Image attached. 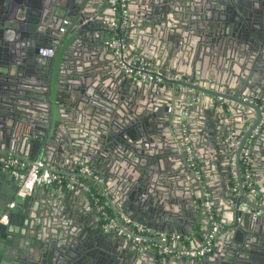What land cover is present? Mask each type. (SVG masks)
<instances>
[{"label": "water", "instance_id": "1", "mask_svg": "<svg viewBox=\"0 0 264 264\" xmlns=\"http://www.w3.org/2000/svg\"><path fill=\"white\" fill-rule=\"evenodd\" d=\"M140 1L139 28L157 34L162 51L171 49L169 56L186 42L202 39L212 62L207 78L175 70L166 76L165 70L171 68L168 56L153 64L165 76L163 83L127 77L124 82L106 83L100 53L104 48L99 47L105 37L95 34L96 0H0V150H17L56 168L60 164L72 168L76 162L104 164L123 176L121 202L127 204V211L138 209L145 216L144 210L153 206L163 209L161 216L168 222L193 221L202 209L203 187L186 164L183 141L181 150L175 146L176 132L166 111L176 104L180 127L184 121L193 122L201 152L210 164L224 170L227 156L222 142L236 114L248 122L245 133L246 125H236L245 137L259 118L257 108L243 98L264 103V0ZM32 15L37 20L29 23ZM65 20L69 24L64 25ZM65 26L67 32L61 33ZM238 42L244 52L240 63L236 62ZM31 43L37 44V51L43 46L54 48L57 57L38 60L27 50ZM139 49L153 63L150 53H160L151 44ZM222 61L229 66L218 67ZM108 74L111 78L115 72ZM260 160L264 170V150ZM256 188L264 197L257 184ZM59 191L60 199L52 203L48 215L36 206L35 191L25 198L0 194V218L8 203L15 202L8 223L0 222V264H102L94 258L102 243L111 253V264H136L138 246L105 237L81 218L73 194ZM242 195L229 194L237 220L224 226L227 248H216L215 257L222 264H264L249 251L263 249L264 243L257 239L263 231L245 232L242 224L252 217L263 229L264 220L238 209ZM114 239L128 247L119 250ZM247 252H252L251 257L244 255ZM175 262L200 264L199 259Z\"/></svg>", "mask_w": 264, "mask_h": 264}, {"label": "built area", "instance_id": "2", "mask_svg": "<svg viewBox=\"0 0 264 264\" xmlns=\"http://www.w3.org/2000/svg\"><path fill=\"white\" fill-rule=\"evenodd\" d=\"M115 13L110 21L111 34L106 39V47L117 60L124 74L131 79L145 82L163 83L165 76L160 73L145 57L134 55L127 57L128 32L133 26L130 19V0H107ZM69 24L67 20L64 25ZM66 31L65 27L61 28ZM40 53L46 57H53L55 51L43 47ZM254 105L259 113L257 123L253 126L249 136L239 134L232 126L227 132L226 141L229 149V173L233 183V191L238 196L245 197L239 205V210L264 220V197L256 188L252 168V145L256 137L264 130V103L259 98H243ZM174 106L168 108L172 113ZM187 113L183 114L185 119ZM182 141L186 164L193 171L196 178L202 181V173L197 162L195 149L192 144L189 124L182 125ZM0 172L11 175L17 181L16 197L25 198L34 193L39 187L63 188L70 192H82L92 201L99 215L102 232L131 241L144 250H150L162 257L177 259H199L216 251L217 239L224 228L216 212L217 201L211 190L203 186L202 210L207 218L208 229L203 244L195 247L176 246L180 236H168L154 231L143 222L131 219L127 214L114 208L105 185V179L97 172L93 165L78 164L69 169H58L48 165L41 158L29 159L13 150L0 152ZM0 218L1 223H8L9 210L15 207L12 201Z\"/></svg>", "mask_w": 264, "mask_h": 264}, {"label": "crops", "instance_id": "3", "mask_svg": "<svg viewBox=\"0 0 264 264\" xmlns=\"http://www.w3.org/2000/svg\"><path fill=\"white\" fill-rule=\"evenodd\" d=\"M97 1V6L95 7L96 11L94 14V19L97 18V27L95 28V34H100L103 37H105L104 42L102 44H99V47H102L104 52L100 51L102 59H104V68H103V78L106 80L105 82L108 83L111 80L113 82H116L118 80L124 82L126 80V75L120 68L117 60L114 58L112 55L111 51L106 47L105 41L106 39L110 36L111 32L109 29H111L110 26V21H113L115 18V13L109 6L107 0H96ZM105 5V7H103ZM141 1L140 0H130V19L132 22L137 23L138 26L133 25L131 30L128 32V51H127V57H133L134 55H140V49L139 46H143L144 44H151L153 49H157L160 53H164L165 55H161L158 52H152L150 53V57L154 63L150 62L152 65L155 63H162V58H168L169 56V51L171 49H167V51H162V44L161 41L158 39L157 34L153 35L147 32V29L144 28H139L141 25L142 17L141 14H143L142 11V6H141ZM33 16V15H32ZM29 16L32 23L33 21L36 22L37 18L35 16ZM35 19V20H34ZM28 24V21L27 23ZM104 26H108V30H105ZM234 32V31H233ZM236 33V32H235ZM234 42H237L238 39L233 38ZM155 41V42H153ZM203 46V47H202ZM238 51V63H240V56L244 55L243 51L241 50V46L237 45ZM244 49H246L244 47ZM161 50V51H160ZM166 52V53H165ZM96 53V54H100ZM171 61L169 64V68L166 73V76H170L173 72L172 70L182 72L181 74H189L191 76H203V77H208L210 72H211V56H208V52L206 49H204V42L201 40H194L188 41L185 44H183L179 49L175 50L174 55L169 56ZM149 60V59H148ZM150 61V60H149ZM220 66H225L223 69H225L227 66V63L225 62H219L218 67ZM155 66V65H153ZM155 68H157L155 66ZM241 68V64H240ZM160 69V68H158ZM218 70V69H217ZM113 71L115 74L110 78L109 77V72ZM175 73V72H174ZM173 73V74H174ZM263 75V72H260ZM264 77V75H263ZM128 79H131L127 77ZM6 96L9 98V94L7 93ZM174 106V110L172 113H169L168 110L166 111L168 114L171 115V126L172 129L176 132L173 133V137L176 140L175 146L178 150H181L182 147L180 146L179 142H182V127H180V122L178 121V117H175V110H176V104H172ZM256 121V120H255ZM193 122L190 121L189 128H190V134H191V140L193 147L195 149L196 153V158L198 165L200 167L201 173H202V187L206 186L208 187L211 192L213 193L216 201H217V207H216V212L219 220L223 224V226L231 227L234 225V220L236 221V214L234 213V203L230 200L229 194L234 193L233 191V183L231 181L230 173H229V149L227 146V141H226V136H225V141L223 140L222 142V150L227 156V166H225L224 170H221L218 165H212L210 164L209 160L205 155L203 154L204 152H201V145L197 144V141L195 140V135H194V129L192 127ZM233 127L235 130L239 133V130L237 129L236 125L239 127L244 126L245 130L243 133H245L249 128L248 122L243 117L242 114L238 113L234 117V122H233ZM227 135V133H226ZM264 136V131L261 133V135L256 139L255 142H253L252 145V168L254 172V179L255 183L260 187V191H264V170L262 168V160H260L263 150H264V144L263 140L259 141V138ZM181 140V141H180ZM177 143V144H176ZM7 150V149H5ZM17 151V150H13ZM50 165L49 163H47ZM76 165H80L81 163H75ZM61 166L57 167L58 169H69L66 168V166H62L63 164H60ZM93 165L97 172L105 179V185L108 190V194L110 196V199L112 200V203L114 205V208L118 209L119 211L124 212L127 214L131 219L135 221H140L151 227L154 231H157L159 233L166 234L168 236H180L181 238L178 240L176 246L181 247V246H188V247H195L203 244L204 241V236L205 233L208 229V222L207 218L203 212L202 209L199 210L198 215L194 218V220H184L183 222H178L174 224L173 222H168L166 218L161 216L163 209L160 210V208L156 207H151L148 212L144 210V213L146 214L145 216L138 210L135 209L134 211L128 210L127 211V204H124V201L121 202L122 200V194L124 192L122 191V179L123 176L120 173L111 171L107 166L104 164H89ZM52 166V165H50ZM53 167V166H52ZM183 170V169H182ZM195 175V174H194ZM196 177V176H195ZM231 188V190H230ZM54 189H56V193H54ZM39 187L35 190L36 193V206L39 207L40 213H43L44 215H48L51 213L53 208L51 209L52 203L55 201H58L60 199V196H58L59 188L53 187ZM17 192V181L8 173L5 172H0V194H2L4 197H12L13 195L16 196ZM58 192V193H57ZM70 192V191H69ZM73 194L72 198L73 200H76V206L80 208L79 215L81 218L87 223L90 224L92 227L95 229L97 228L105 237H111L113 235H108L102 232L101 226H100V219L99 215L96 212L93 203L91 199L84 193L82 192H70ZM200 193V192H199ZM34 194V193H33ZM55 197V198H53ZM67 197H69L67 195ZM58 199V200H57ZM65 199L62 198V202ZM12 202V201H11ZM10 203V202H9ZM8 203V204H9ZM48 206H50V209H48ZM60 206V205H58ZM197 206V203H196ZM159 207V206H158ZM128 209H130L128 207ZM165 209V208H164ZM57 211V210H56ZM130 213H132L134 216H131ZM62 213V212H61ZM137 218H134V217ZM153 217L152 221H149L145 217ZM167 216V215H166ZM170 218V217H167ZM242 224L245 226V232H250L254 230H259L263 231V234H258L259 238L264 241V227L262 229L261 225H259L257 222H255L254 218L252 217H247L246 223ZM262 224V223H261ZM262 226H264L262 224ZM173 227V229H171ZM255 232V231H254ZM116 237V236H115ZM219 238L217 239V249L219 250H224L227 248V237H226V232L222 231L220 232ZM117 238V237H116ZM114 246L118 248L119 250H123L127 245L125 246L122 241L118 239H114ZM260 242V241H259ZM263 243V242H262ZM135 245V244H134ZM131 246V248H135ZM105 246L104 243L102 245L98 246L97 253L94 255L95 260L98 263L102 264H111L110 263V256L108 254H111L110 252H106V249L103 247ZM136 246V245H135ZM130 247V246H129ZM137 247V246H136ZM254 248H249V251L257 252V250ZM136 249V248H135ZM138 259L136 261V264H176L175 260H179L180 262L186 261V262H192L195 259H177L175 257H162L158 256L154 252L150 250H144L138 247ZM101 252H104L103 254ZM156 255V258H154L153 255ZM109 257H108V256ZM244 255L246 257H251V253L247 252ZM167 260V261H166ZM200 264H222L224 261L219 259L218 257H215V253L210 254L206 257L199 258ZM202 260L205 262L202 263ZM264 260V259H262ZM244 262H247V258L243 260ZM195 262V261H194ZM197 264V263H195Z\"/></svg>", "mask_w": 264, "mask_h": 264}, {"label": "flooded vegetation", "instance_id": "4", "mask_svg": "<svg viewBox=\"0 0 264 264\" xmlns=\"http://www.w3.org/2000/svg\"><path fill=\"white\" fill-rule=\"evenodd\" d=\"M65 28H66V26H65ZM60 31H61V33H66L67 32V28H66V31L65 32H62V30H61V28H60ZM37 44H29V46L27 47V50H29L30 52H31V54L35 57V58H37L38 60H47V59H44V58H56L57 57V52L54 50V48H51V49H53L54 51H55V55L53 56V57H46V56H43L41 53H40V49H42L43 47H47V46H43L42 48H40L39 49V51H37V46H36ZM47 48H49V47H47ZM6 92L4 93V100H8L9 98L6 96ZM11 150V149H10ZM2 151H6V150H0V152H2ZM17 154H20V155H22V156H24V157H27L26 155H24V154H21V153H19V152H17V151H15ZM260 242H263L264 243V241H262V239H260ZM262 243V244H263ZM256 250H257V248H256ZM253 252V251H252ZM251 252V253H252ZM260 255V256H258V254ZM256 256H254V255H252L253 257H259L260 259H264V247H263V249L261 248L260 250H257V252H256V254H255Z\"/></svg>", "mask_w": 264, "mask_h": 264}]
</instances>
